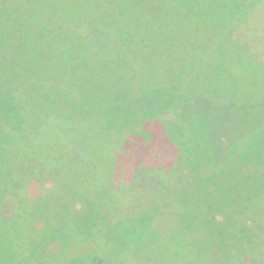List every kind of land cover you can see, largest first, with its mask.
Listing matches in <instances>:
<instances>
[{"label":"rangeland","instance_id":"374dc122","mask_svg":"<svg viewBox=\"0 0 264 264\" xmlns=\"http://www.w3.org/2000/svg\"><path fill=\"white\" fill-rule=\"evenodd\" d=\"M0 3V264H264V0Z\"/></svg>","mask_w":264,"mask_h":264},{"label":"trees","instance_id":"16d2710c","mask_svg":"<svg viewBox=\"0 0 264 264\" xmlns=\"http://www.w3.org/2000/svg\"><path fill=\"white\" fill-rule=\"evenodd\" d=\"M5 2V1H4ZM7 3V2H6ZM224 3V2H223ZM3 4H5V3H3ZM2 3H0V7H2V6H5V5H3ZM238 8H241L242 9V12L244 13V10H246L247 8H248V5L246 4V5H244V4H242V3H240V4H238ZM224 10H226V12L227 13H230V12H233L234 10H235V4L233 5V6H231L230 8H225V6H224ZM5 11H7V10H5ZM0 13H1V11H0ZM213 13H215V12H213ZM30 18H25L24 20H25V25H33V22H30V20H35L37 17L34 15V14H32V15H30L29 16ZM223 17V16H222ZM221 17V18H222ZM0 18H2V15L0 14ZM192 19H190V21H191ZM212 21L210 22V21H207L206 22V20H205V22H204V19H201V22H200V24L198 23V26L196 27V28H198V30H200V28L202 27V28H205V29H208V30H210V31H214V33L213 34H209L208 33V35H211V36H209L208 37V39H209V41H214V40H216V39H218V42H219V39L221 40V39H223L222 38V36H224L223 35V33H225V34H227V36H229L230 37V35L227 33V32H225L223 29H222V33H221V26H222V24H223V21L222 20H220L218 17H214V19H211ZM0 22H1V19H0ZM186 24V25H185ZM183 25H185L187 28H190V31L191 32H193V33H196L195 32V24H192V26H191V22H189V25H187V23H184ZM186 27H184L183 29L185 30V28ZM191 27L193 28V30L191 29ZM105 31H106V29H105ZM230 32V31H229ZM183 31H181V30H178V34L179 35H181V37H183ZM177 41H179V43L180 44H184V42H187V41H184L183 42V39L181 38V39H176ZM225 41H226V44L228 45L229 44V42L231 41V39L230 38H225L224 39ZM4 44H6L5 42H2L1 41V45H4ZM194 46H193V49H190V50H188V51H190V59H191V56H194ZM196 49V48H195ZM197 49H199V45H198V47H197ZM209 51V52H211V53H208V52H206V51ZM223 51H226V53H225V55H227L228 57L227 58H223V57H221L222 58V60H225V61H228L229 62V64H232V65H238L239 63H236V61H240V59L230 50V49H228V48H225V47H218L217 45L215 46V44H213V43H209L208 45H206L205 47H204V50H203V52H205V59L208 61V62H219V61H221L220 60V53L221 52H223ZM175 54H177V51L175 52ZM197 54V53H196ZM204 54V53H203ZM214 54H216V55H214ZM196 57V56H195ZM190 62H192V64L191 65H194V62L193 61H190ZM197 62L198 61H196L195 62V64L197 65ZM133 63H135L136 64V62H133ZM183 67H184V65H183ZM183 67H182V69H183ZM121 69V68H120ZM135 70V69H134ZM197 70L198 69H194V71H195V73L197 72ZM229 70V69H228ZM183 71V70H182ZM199 71V70H198ZM230 71V70H229ZM200 72V71H199ZM209 73H211L212 75H214V74H219V69H217V68H213L212 70H210V69H208V70H206V73H205V76H203V75H201V73H199V75H201V76H203L204 78H206L207 79V77L208 76H210L209 75ZM139 75H140V72H139V74L137 75V79H139L138 77H139ZM129 76H131V75H129ZM133 77H134V79H136V75L134 76L133 75ZM209 78V77H208ZM140 80V79H139ZM221 80H222V83L221 84H218L217 86H216V88L213 86V88L216 90V93L218 92V93H221V94H218L219 96L220 95H222L221 96V98H222V100L221 99H218V98H214V97H211V95H210V93H209V90H210V88H211V86H207L206 87V91H204V92H202L201 91V94L204 96V99H206V101L207 100H211V101H213V100H218V101H220L221 103H223L224 102V104H225V102H227V101H229L230 102V96H232V98H234L235 99V101H237V99H239L240 100V102H238L239 104L240 103H242V96H243V94H240V93H243L242 91H237V89L239 88L238 86V84L237 83H235L234 81H238V79L237 78H235V76H234V73H230L229 75H227V76H225V77H221ZM223 81H227V83L228 82H230V84L228 83H223ZM232 82H234V83H232ZM158 84V83H157ZM157 84H155L154 85V88L156 87V86H158ZM208 84V83H207ZM215 85V84H214ZM230 86L231 88H233V93H228V92H219V89L220 88H222V90L224 91V88L226 89V87H228V86ZM242 85V84H241ZM226 86V87H225ZM161 89V88H160ZM162 90L163 91H167L166 90V88H162ZM192 90V89H191ZM199 90V89H198ZM202 90V89H201ZM195 91H197V89H196V87H195V89H194V87H193V91H192V93H191V98H193V101L195 100L196 102H200V103H202V101L200 100V99H202L200 96H201V94H200V91L199 92H195ZM190 92V91H189ZM182 95V94H181ZM217 95V96H218ZM183 96H185L184 94H183ZM218 96V97H219ZM190 98V99H191ZM205 101V100H204ZM219 102V103H220ZM218 104V103H217ZM256 104V103H255ZM240 106H241V104H240ZM260 157V156H259ZM261 158V157H260ZM259 158V159H260ZM258 160V159H257Z\"/></svg>","mask_w":264,"mask_h":264}]
</instances>
